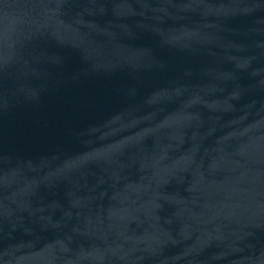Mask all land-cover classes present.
<instances>
[{"label":"water","instance_id":"water-1","mask_svg":"<svg viewBox=\"0 0 264 264\" xmlns=\"http://www.w3.org/2000/svg\"><path fill=\"white\" fill-rule=\"evenodd\" d=\"M0 264H264V0H0Z\"/></svg>","mask_w":264,"mask_h":264}]
</instances>
